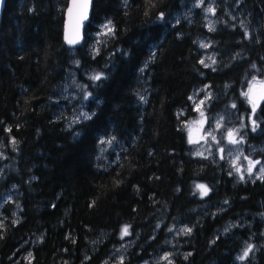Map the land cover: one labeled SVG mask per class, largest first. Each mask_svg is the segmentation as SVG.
Returning a JSON list of instances; mask_svg holds the SVG:
<instances>
[{
    "label": "trees",
    "instance_id": "16d2710c",
    "mask_svg": "<svg viewBox=\"0 0 264 264\" xmlns=\"http://www.w3.org/2000/svg\"><path fill=\"white\" fill-rule=\"evenodd\" d=\"M195 1L94 0L73 49L69 0L6 1L0 264H147L168 250L156 264H264V177L240 180L225 158L193 154L185 127L194 91L209 86V113L237 109L246 147L264 148V98L253 129L245 96L264 77V0H216L213 26ZM101 25L111 31L96 39ZM72 75L89 112L74 123L60 96ZM244 240L258 250L241 262Z\"/></svg>",
    "mask_w": 264,
    "mask_h": 264
},
{
    "label": "rangeland",
    "instance_id": "374dc122",
    "mask_svg": "<svg viewBox=\"0 0 264 264\" xmlns=\"http://www.w3.org/2000/svg\"><path fill=\"white\" fill-rule=\"evenodd\" d=\"M193 4L197 6L200 5L203 8L208 23L213 26L216 0H196L194 3L191 2L190 6H196ZM100 28V32L95 36L96 39L101 33H107L109 31L106 25H101ZM200 44L205 49L203 63L208 67L214 65L215 57L209 41L203 39ZM74 82L75 76L72 75L71 79L65 83L60 94L63 100H67L65 105L66 109L68 107V109H71L68 119L72 123L81 121L89 116L85 104L87 92L86 90L84 91L82 86L80 87ZM83 92L84 94L82 95ZM83 96L84 98H82ZM245 96L249 105L253 108L252 113L248 115L249 121L253 123L250 125L253 129H256V124L259 123V120L256 119L253 114L256 107L264 98V77L246 81ZM212 97V90L209 86L195 90L192 95V114L186 121L185 127L193 154L204 155L205 157H212L213 159L225 158L231 163L234 176L240 180H256L258 178H263L264 158L256 156V152H263L264 148L251 147L248 149L246 147L244 136L247 133V119H245V116L241 115L237 109L232 107L221 108L213 112V114H210L209 106ZM200 188L203 195L209 192V189L205 185H200ZM4 201L5 198L1 197L0 205ZM1 212L2 208L0 207V213ZM258 217L264 219V216L258 215ZM244 222L245 221H239L228 224L224 229V233L234 231L244 225ZM128 231L127 228V234ZM262 231L260 233L263 235L264 230ZM257 247L258 246L248 240H244L243 248L238 259L241 262H246L251 255L255 254V251L258 250ZM126 252L127 249H125L123 245L119 250L114 252L111 263L122 261L126 256ZM245 252L248 253L247 256L244 255ZM171 256L172 251L170 250L161 252L157 256H151L147 264H156L161 261L169 260Z\"/></svg>",
    "mask_w": 264,
    "mask_h": 264
},
{
    "label": "water",
    "instance_id": "95a60500",
    "mask_svg": "<svg viewBox=\"0 0 264 264\" xmlns=\"http://www.w3.org/2000/svg\"><path fill=\"white\" fill-rule=\"evenodd\" d=\"M7 0H0V31ZM94 0H69L65 13L64 40L73 49L83 44L85 27L90 21Z\"/></svg>",
    "mask_w": 264,
    "mask_h": 264
},
{
    "label": "snow or ice",
    "instance_id": "6c2138e0",
    "mask_svg": "<svg viewBox=\"0 0 264 264\" xmlns=\"http://www.w3.org/2000/svg\"><path fill=\"white\" fill-rule=\"evenodd\" d=\"M109 31H111V29H109ZM93 79H95V80H99V79H101V75H96L95 77H93ZM230 135H231V134H230ZM233 142H235V141H233ZM249 171H250V170H249ZM201 187H203V186H201ZM189 231H190V230H189ZM124 233L127 234V228L124 229ZM247 254H248L247 252L244 253L245 256H247Z\"/></svg>",
    "mask_w": 264,
    "mask_h": 264
}]
</instances>
